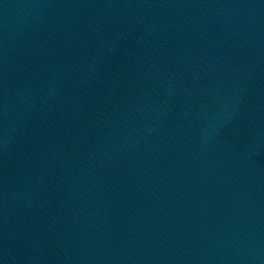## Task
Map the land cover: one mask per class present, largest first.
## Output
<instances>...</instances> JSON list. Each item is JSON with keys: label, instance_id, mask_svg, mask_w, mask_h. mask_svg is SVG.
Segmentation results:
<instances>
[{"label": "water", "instance_id": "water-1", "mask_svg": "<svg viewBox=\"0 0 264 264\" xmlns=\"http://www.w3.org/2000/svg\"><path fill=\"white\" fill-rule=\"evenodd\" d=\"M0 264H264V0H0Z\"/></svg>", "mask_w": 264, "mask_h": 264}]
</instances>
